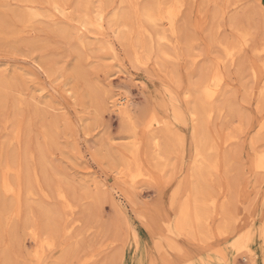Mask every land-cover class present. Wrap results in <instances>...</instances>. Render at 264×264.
I'll return each instance as SVG.
<instances>
[{
	"label": "rangeland",
	"instance_id": "374dc122",
	"mask_svg": "<svg viewBox=\"0 0 264 264\" xmlns=\"http://www.w3.org/2000/svg\"><path fill=\"white\" fill-rule=\"evenodd\" d=\"M17 1L0 0V178L5 175L15 180L17 189L16 193L0 190V264H264V170L254 168L255 151L264 150V131L254 143L264 119V104L258 111L256 99L248 95L252 82L242 78V67L252 59L250 47L238 58L241 69L238 64L226 69L227 102L222 104V118L208 124L212 137H233L211 153V159L217 154L221 161L220 169L209 175L208 190L217 195L215 207L209 208V228L202 225L196 229L193 220L184 229L174 227L183 201L188 196L191 199V130L195 120L189 115L187 96H192L193 82L201 71L223 56L220 43L234 41L235 25L229 18L236 16V26L250 32V46L261 43L264 0H184L177 23L178 54H173L177 57L161 62L153 55L135 70L143 83H133L127 74L135 71L124 53L125 43H117L118 56H113L102 47L104 40L89 31L82 35L86 46L80 45L74 27L77 6L84 0H69L70 18H43L28 34L16 32L21 26L15 20L28 3ZM133 1L140 5L154 0ZM30 2L51 12L46 0ZM107 2L112 14L118 0ZM127 7L124 3L117 12L125 16ZM192 53L201 57L190 61ZM16 90L22 92L18 97ZM126 90L141 141L140 157L150 177L138 181L129 194L121 184H114L130 198L120 212V192L111 201L106 187H95L92 172H100V181L108 174L117 176L123 151L132 146L130 125L113 111L117 94ZM18 98L23 105L19 104L20 108ZM152 109L170 123L173 139L185 137V148L176 142L168 156L160 130L161 160L155 157L149 133L142 132L145 115ZM16 131L18 141L13 140ZM81 155L92 156L95 162H87ZM34 167L47 197L32 178ZM56 188L76 203V238L63 234L66 211L55 196ZM222 203L228 219L225 226L216 212ZM217 226L226 235L218 234ZM247 233L252 245L243 242ZM33 234L49 235L56 242L42 262L31 253Z\"/></svg>",
	"mask_w": 264,
	"mask_h": 264
},
{
	"label": "bare ground",
	"instance_id": "6f19581e",
	"mask_svg": "<svg viewBox=\"0 0 264 264\" xmlns=\"http://www.w3.org/2000/svg\"><path fill=\"white\" fill-rule=\"evenodd\" d=\"M26 1L28 3L24 4L25 12L24 13L21 12L22 14L20 15L17 14L18 19L15 20L21 26L20 30L16 29L17 30L16 32L19 34H28L29 32L34 30L35 24H38L37 22H40L43 18L50 17L51 15L59 16L63 18H70L71 16L70 12H71L72 6L69 0H46V3L50 7V10H51V12L49 13L37 7L35 3L31 4L30 2L31 0H26ZM17 2L20 3L21 0L20 1L18 0ZM124 3H127L128 11H126L127 13L125 14V16H121L120 13L117 12V9H119L120 5ZM184 5H185L184 0H154L148 4H140V5L135 3L133 0H118L117 5L114 7L115 12L112 11L113 13L110 14L108 11L109 5H108L107 0H98V3L95 5H93V3L91 4L90 0H84V2H82L81 5L77 6L78 14H77V19L75 20L77 25L74 27L75 36L80 42V45L82 47H85L86 40L82 38V35L85 32L93 31L95 35H97L98 37L100 36L101 39L104 40L103 42L104 45L102 47L109 49L113 53V56H118L117 55V52H118L117 43H122V42L125 43L126 49L124 53L127 55L128 61H130L131 67L135 71L137 68L141 66H145L146 62L149 59H151L153 55L155 59L161 62H163L164 60L167 61V60H170L171 58L177 57L176 55L175 56L173 55V54H178L177 48L179 46L178 45L179 44V40H178L179 31H178L177 23H178L179 17H181L180 15L182 13ZM236 9L237 7L235 8V10ZM51 18L55 19L54 17H51ZM235 18L236 16H232L231 18H229L230 19L229 22L231 23V25L233 26L235 25L234 28L236 32L235 33L236 37L234 41H231L229 43H224V42L220 43L223 56L219 58H215L216 60L212 63L209 69L203 72L201 71V74L199 75L198 79L193 82V85H192L193 91L192 89H189L190 91H192L191 93H193L192 96L190 95L192 98L189 99L190 96L189 95L187 96L188 97V111L190 113L189 115H191L193 121L195 120L192 123V130H191V138L193 140L192 161H191V168H190L191 185L189 187V194H190L191 199H189V196L185 198L181 207L179 208V213H178L179 216L174 224V227L178 229H182V228L184 229V226L187 225V222L189 220L194 221V227L196 226V229H198L202 225L205 226V229L209 228L208 218L211 214L209 211V208L215 207L217 195L212 194V192L208 190L210 189L208 188V181L210 180L209 177L211 176L210 171L212 170L218 171L220 169V161H221L219 160V158H217L218 155L216 153H215L216 154L215 156L217 157L215 159L214 158L211 159L210 158L211 153L212 151H216L218 148L222 149L223 146L226 144V142H228V140H230L233 137L232 135H229L227 137L221 138L220 136L215 137V134H214V137H212L208 132V124L213 119L219 118L222 115V111H223L222 104L227 102V101L224 102L227 99L226 98V94H227L226 88L228 84L226 80V73H225L226 69H229L230 67H233L239 63L238 58L242 55V52L246 49V47H250L252 59L248 61V64L245 68L242 67L241 64H238V66L240 69L242 67L243 69L242 72L245 73L243 74L244 76L242 75V78L246 77L247 80H250L252 82V87L251 89H249L250 91L248 95L256 99V107L258 111H261L263 109V104H264V38L262 39L259 45L255 44V45L250 46V40H251L250 32L247 29H242L236 26ZM217 27L219 28V25ZM70 29L71 28L67 29L66 34H69ZM189 57L191 58L190 61L192 60L194 62L199 57H201V54L192 53V54H189ZM35 67L38 70L41 69L39 64H35ZM75 69L77 68L75 67ZM127 72H128L127 74L130 77V80L133 83H137L139 81L140 83H143L141 80H138L136 78V75H135L136 71L132 72L129 70ZM49 75H51V73ZM3 81L6 82V80H3ZM4 86L5 85H3V88ZM8 89L13 90L12 87ZM92 91H95V89ZM16 92L18 94L16 95L17 97L22 94V92L19 90H16ZM19 98L16 99V103L18 107L20 108L22 105L21 104L22 101L20 100L21 98L20 99ZM19 104L21 105L19 106ZM113 111L120 118L127 121L128 124L130 125L132 129L131 132L133 134L132 135L133 143L131 147H126L125 151H123V160L119 165L117 176L115 175L114 177H111V176L108 177L109 175L108 174L107 176L105 175V177L103 178L104 180L100 181L99 179L102 175H100L99 171L94 170L92 172L93 175L95 176L93 179L94 180L93 183L95 184V187L98 188L97 190H99L101 187H106V194L111 199V201L115 199L114 195L120 192L119 194L122 200L120 201H118L119 199L117 200L118 201L117 207H119L120 210L121 208L124 210L125 205H123V202H125L124 204H127L130 202V198L128 195L129 191L131 189H135V185L136 183L138 184V181L143 182L145 178L149 179L148 177L150 176H149L148 170L144 162L142 161L140 157L139 150H140L141 141H140V138L137 136V131L134 129V121H133L132 109H131V96L128 90L117 94V97L114 100V104H113ZM175 113L177 114V116L179 114L180 118L182 117L181 116L182 114H180L181 112L178 113L175 111ZM177 116L176 118L179 117ZM180 118H178V120ZM73 120L75 119L73 118ZM80 120L81 119L78 117L77 118L78 126L82 125L80 124L82 120L81 121ZM179 121H181V119ZM160 130L162 131L163 138L166 141L165 150L168 156L172 152L170 151L171 145L174 146L176 142L180 146L185 148V137L181 135V138L173 139L172 138L173 136L172 137L170 136L173 133L170 127V123L166 120V118L160 115L159 113H157L153 109L149 110L145 115V122L142 125V132L149 133V137L151 141L153 142L152 146H154L153 147L154 154L157 159H160L161 157L159 156L160 150L158 147V144H159L158 143V132ZM263 131H264V119L260 122L257 128L256 139L254 140V143L256 142L257 137L262 135L261 133ZM169 137H171L173 140L172 139L170 140ZM13 140L15 141L19 140V131H16V133L14 134ZM255 153H256L257 161H256V164H254V168L257 170H264V150L255 151ZM81 157L84 158L87 162L89 161L95 162L92 156L86 157L85 155H81ZM31 158L33 159L34 155H31ZM222 158H225V155H223ZM7 171L12 173V171L14 170L9 169ZM6 173L7 172H5L4 174ZM14 176L15 178H19L18 177L19 175L17 174H14ZM32 178L34 179V182L38 186L39 191L43 194V196L47 197V194L45 193L44 189L40 185V176L35 167L33 168ZM14 181H12V179L8 180L6 176L3 175L0 178V190L3 192L16 193L17 189L13 187ZM117 183L121 184L126 190H128L127 192L128 194H126L125 191L121 189L122 187L118 188V185L115 187L114 184L116 185ZM220 191L219 193H221ZM29 193L30 195H34V193H32L31 191ZM55 196L60 201L59 203H61L62 205L60 207H63V209H65L66 211V218H65L66 222H65V225L63 226V234L67 235L69 238H72V237L76 238L78 234L73 233L76 223L78 222V220L73 217L75 208H76V205H75L76 203L74 204L71 201V199L68 197V195L60 188H56ZM223 197H224L223 199H225L226 195ZM226 201L224 202L226 203ZM225 203H222L219 208V211H216L219 217L221 218V220L219 221H221L224 226L228 221L227 217H225V214H226L225 213L226 212ZM10 207L12 208L11 205ZM120 212H122V210ZM46 214H47V211H46ZM35 222L36 221H34V223ZM216 230L218 234L226 235L227 233V232L223 233V231H221V229L218 226ZM192 231H194L193 233L195 234V229H193ZM245 238L246 239L243 242L245 244L252 245V236L247 233ZM55 245H56V242L54 238L49 235L40 236L38 234H33V236L31 237V253L33 257L39 262H42L46 259L47 255H49V252H51L55 248Z\"/></svg>",
	"mask_w": 264,
	"mask_h": 264
}]
</instances>
